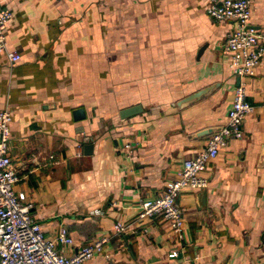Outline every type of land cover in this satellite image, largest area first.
<instances>
[{"label": "crops", "instance_id": "0c3cea01", "mask_svg": "<svg viewBox=\"0 0 264 264\" xmlns=\"http://www.w3.org/2000/svg\"><path fill=\"white\" fill-rule=\"evenodd\" d=\"M3 1L14 12L9 44L21 54L13 65L0 52V109L13 112L9 153L21 177L15 189L48 235L68 226L75 242L59 250L71 256L108 234L111 257L86 264H264V63L241 79L255 108L244 136L229 140L205 172V203L201 191L179 197L183 237L161 217L138 221L141 201L160 195L204 147L209 135L195 133L227 121L240 84L224 50L233 22L212 19L204 0ZM252 21L264 30V0H252ZM137 104L142 112L120 117ZM81 107L86 117L77 120ZM118 221L129 228L114 235Z\"/></svg>", "mask_w": 264, "mask_h": 264}, {"label": "built area", "instance_id": "2783aa9c", "mask_svg": "<svg viewBox=\"0 0 264 264\" xmlns=\"http://www.w3.org/2000/svg\"><path fill=\"white\" fill-rule=\"evenodd\" d=\"M206 13L218 22L232 21L224 50L230 56V68L240 78L234 100L222 129L209 134L204 147L194 156L183 161L176 177L169 180L163 192L140 203L138 221L161 217L172 232L183 237L184 209L179 203L183 191H201L208 185L205 172L219 156L229 140L244 136V124L254 105L247 99L246 86L241 79L254 75L264 63V30L252 21V0H204ZM14 17L13 10L0 0V52L5 53L11 64L21 60V54L11 47L8 27ZM13 112L0 109V264H86L97 254L106 258L111 235L104 234L79 247L71 256L64 255L59 245H73L75 240L67 225H60L55 235H48L31 212L33 204L24 192L15 189L21 179L14 168L9 153ZM129 226L122 221L114 225V235L122 234ZM174 250L169 257H176Z\"/></svg>", "mask_w": 264, "mask_h": 264}, {"label": "water", "instance_id": "95a60500", "mask_svg": "<svg viewBox=\"0 0 264 264\" xmlns=\"http://www.w3.org/2000/svg\"><path fill=\"white\" fill-rule=\"evenodd\" d=\"M206 48V46L201 47L200 51H199V56L202 54V52L204 51V49ZM217 85H210L207 87H204L184 98H182L181 100H179L177 102V105L182 108L186 105H189L191 103H194L200 99H202L203 97L209 95L210 93H212L215 89H216ZM143 111V107L140 104L137 105H133L130 107H126L124 109H122L120 111V117L122 119H127L133 115L139 114L140 112ZM74 117L77 120H81L84 119L86 117V112L84 108H77L74 110ZM222 129V126H217V127H208L202 130H199L195 133V137H202L205 135H209L213 132L219 131ZM93 149H94V145L92 143H86L84 146V153L86 155H90L93 153ZM198 195L200 196V199L203 203H205V196H206V191H201L198 193Z\"/></svg>", "mask_w": 264, "mask_h": 264}, {"label": "rangeland", "instance_id": "374dc122", "mask_svg": "<svg viewBox=\"0 0 264 264\" xmlns=\"http://www.w3.org/2000/svg\"><path fill=\"white\" fill-rule=\"evenodd\" d=\"M10 144V143H9Z\"/></svg>", "mask_w": 264, "mask_h": 264}]
</instances>
